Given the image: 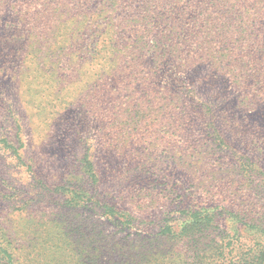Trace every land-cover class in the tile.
<instances>
[{"label":"rangeland","instance_id":"rangeland-1","mask_svg":"<svg viewBox=\"0 0 264 264\" xmlns=\"http://www.w3.org/2000/svg\"><path fill=\"white\" fill-rule=\"evenodd\" d=\"M256 2L0 0V264H212L253 238L264 80L231 26Z\"/></svg>","mask_w":264,"mask_h":264},{"label":"trees","instance_id":"trees-1","mask_svg":"<svg viewBox=\"0 0 264 264\" xmlns=\"http://www.w3.org/2000/svg\"><path fill=\"white\" fill-rule=\"evenodd\" d=\"M255 1L257 2L254 3V7L250 6V3L247 4L250 8L243 17L242 15L235 14L237 20H235L234 25L232 24L231 27L235 28L231 30V32L239 36L240 25L242 24L241 39L244 44L242 47H245V52L240 49L237 55L239 57H244L246 61L240 63L236 71L240 70L246 73L252 72L253 75L258 74L260 76L258 82L261 83L264 80V0ZM240 17H242L241 21H239ZM0 37L8 48L16 47L19 43L14 34L11 36L10 30H3V28H0ZM203 37H205V35H202V38H200L203 39ZM209 43H211V41ZM187 48L188 51L192 52L196 50L197 46ZM237 48H239V46H237ZM233 52H235V50L230 53L232 54ZM39 71H41V69ZM83 192L90 195V191L87 189H83ZM122 217L126 220V213L119 215V220ZM193 223L188 233H195L204 225L203 221L200 219H197V221L194 220ZM245 226L248 228L247 231L252 232L253 238L246 242L239 241L238 243L237 241H233L222 247H218L212 264H264V218H259L257 221L251 219ZM181 227L183 231L188 228L185 227V225ZM175 234L176 231L173 230L169 224L163 226L159 232V236L173 237ZM2 251V255L10 264L16 263V261L14 262L13 260L14 256H12V254L4 249H2Z\"/></svg>","mask_w":264,"mask_h":264}]
</instances>
